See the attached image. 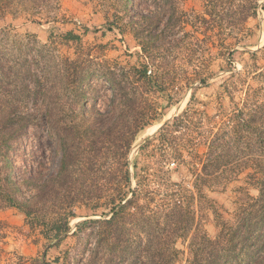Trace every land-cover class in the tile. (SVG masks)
Returning <instances> with one entry per match:
<instances>
[{
  "label": "trees",
  "instance_id": "16d2710c",
  "mask_svg": "<svg viewBox=\"0 0 264 264\" xmlns=\"http://www.w3.org/2000/svg\"><path fill=\"white\" fill-rule=\"evenodd\" d=\"M182 1L155 0L151 8L146 0H115L113 6L122 16L113 13L112 24L108 19L107 25L122 36L126 29L132 34L145 62L138 67L115 69L90 53L82 54L73 61L53 62L54 75L47 89L40 75H33L32 96L0 100V210L19 211L29 227L40 228L47 247L60 245L70 233L75 209L83 207L99 218L78 223L73 234L85 238L93 234L102 252L98 264H105L103 258L119 264H176L177 240L186 243L185 264H264L263 72L261 87L246 93L226 120L217 121L218 115L204 112L191 116L186 108L156 132L162 135L170 129L189 137L186 145L168 140V149L178 161L188 157L190 167L199 169H192L191 193L182 194L172 184L160 195L145 189L144 180L134 172L136 163L128 161L139 134L162 121L164 114L158 109L191 84L187 73L168 82V72L183 68L195 55L182 50L175 33L184 16L179 8ZM202 1L208 18L201 20L212 33L238 29L259 11L264 15L261 0ZM28 4L36 6L39 0H0V14L13 6L27 10ZM66 37L79 40L72 32ZM5 63L0 52V78H6L10 70ZM198 82L207 86L204 79ZM226 92L232 99L228 88ZM194 116L206 118L205 131H199L202 119L193 123ZM37 129H43L45 136ZM33 138H46L56 159L53 169L44 151L40 153L43 161H38L36 151L30 149ZM200 145L205 148L203 155L198 153ZM240 174L257 196L240 202L229 221L214 212L218 233L211 238L199 229L194 202H201L203 189ZM5 228L0 221V264Z\"/></svg>",
  "mask_w": 264,
  "mask_h": 264
},
{
  "label": "rangeland",
  "instance_id": "374dc122",
  "mask_svg": "<svg viewBox=\"0 0 264 264\" xmlns=\"http://www.w3.org/2000/svg\"><path fill=\"white\" fill-rule=\"evenodd\" d=\"M146 2L151 8L156 5L155 0ZM114 3L115 0H39L36 6L28 4L27 10L16 6L4 10L0 14V52L10 70L6 78H0V100L16 101L32 96L30 91L35 82L33 75H40L39 81L47 89L54 75L50 68L52 63L73 61L83 57L82 54L90 53L92 57L115 69L128 70L145 63L144 59H140V49L129 30H124L122 36L116 28H109L107 25L108 19L112 24L113 13L122 16V11L113 6ZM179 8L184 15L180 16V21L184 24L180 22L175 33L182 41V50H192L195 55L191 56L183 68L170 70L168 82L173 83V78L187 73L190 80L187 82L191 84L178 97L175 96L169 105L164 103L165 106L158 109V113L164 114L162 121L139 134L132 145L128 160L136 163L134 172L138 179L144 180L145 189L157 190L159 195L171 189L168 187L170 184L177 186L176 189L182 194L191 193V172L192 169L196 171L197 167H190L188 157L178 161L168 149V140L173 139L177 145H186L189 137L183 135V132L170 133V129L158 135L157 126L178 116L186 108H189L188 114L191 116L195 112H204L207 116L218 115L217 121L226 120L236 110L237 105L240 106L246 99V93H252L261 87L263 78L259 74L264 73V15L261 11L238 29H224L212 33L205 30L206 25L201 20V17L208 18L203 14L202 0H183ZM68 32L77 35L79 40L67 39ZM231 44L234 46L231 47ZM251 53L256 56L252 58ZM149 70L157 74L152 67ZM199 79H204L207 86L199 85ZM185 83L183 80L181 86L184 87ZM226 88L231 92L232 99L229 98ZM63 97L64 94L61 98ZM158 104H163V101L160 99ZM194 118L196 120L193 119V123L202 119V128L199 131H205L208 126L206 118ZM42 131L43 129H37L36 133L44 137ZM198 141L199 138L194 143ZM29 142L30 149L37 153L38 161H43L40 153L44 151L45 160L48 161L49 168L53 169L56 159L53 158L46 138L42 141L33 138ZM198 153H205L204 146L198 147ZM163 155L165 157L161 158ZM244 179V174L232 179L224 177L221 179L223 182H216L218 184L213 185L212 189H203L201 202H194L199 229L209 237L213 238L218 233V220L214 212L221 219L229 221L240 202L257 196V191L247 185ZM100 213L97 211L95 214ZM93 214L83 207H77L76 217L69 223L70 233L59 246L47 247V242L40 235V228L35 225L29 227L19 211L13 208L0 210V221L5 225L7 234L1 255L2 264H15L18 260L22 264L100 263L102 252L93 234L88 238L82 234H73L78 223L88 218H99L92 216ZM175 248L178 251L176 264H185L186 243L177 240ZM103 261L105 264H119L115 259L103 258Z\"/></svg>",
  "mask_w": 264,
  "mask_h": 264
},
{
  "label": "crops",
  "instance_id": "0c3cea01",
  "mask_svg": "<svg viewBox=\"0 0 264 264\" xmlns=\"http://www.w3.org/2000/svg\"><path fill=\"white\" fill-rule=\"evenodd\" d=\"M163 124V123H162ZM162 124L161 125H159V127L158 128H160L161 126H162Z\"/></svg>",
  "mask_w": 264,
  "mask_h": 264
},
{
  "label": "bare ground",
  "instance_id": "6f19581e",
  "mask_svg": "<svg viewBox=\"0 0 264 264\" xmlns=\"http://www.w3.org/2000/svg\"><path fill=\"white\" fill-rule=\"evenodd\" d=\"M157 128H158V126H157Z\"/></svg>",
  "mask_w": 264,
  "mask_h": 264
}]
</instances>
